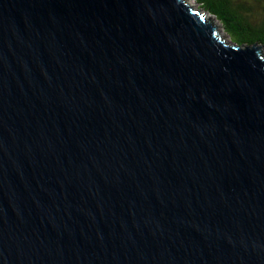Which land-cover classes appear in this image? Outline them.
<instances>
[{
    "label": "water",
    "instance_id": "obj_1",
    "mask_svg": "<svg viewBox=\"0 0 264 264\" xmlns=\"http://www.w3.org/2000/svg\"><path fill=\"white\" fill-rule=\"evenodd\" d=\"M0 264H264L262 48L190 0H0Z\"/></svg>",
    "mask_w": 264,
    "mask_h": 264
},
{
    "label": "trees",
    "instance_id": "obj_2",
    "mask_svg": "<svg viewBox=\"0 0 264 264\" xmlns=\"http://www.w3.org/2000/svg\"><path fill=\"white\" fill-rule=\"evenodd\" d=\"M221 22L231 42L259 46L264 55V0H194Z\"/></svg>",
    "mask_w": 264,
    "mask_h": 264
},
{
    "label": "rangeland",
    "instance_id": "obj_3",
    "mask_svg": "<svg viewBox=\"0 0 264 264\" xmlns=\"http://www.w3.org/2000/svg\"><path fill=\"white\" fill-rule=\"evenodd\" d=\"M190 1H192L196 6H198L196 3H195V1L194 0H190ZM199 7V6H198ZM202 11V10H201ZM203 13L217 26V27H219L223 32H224V30H223V27H222V25H221V22L220 21H218V19L217 18H215V17H213L212 15H210V14H208V13H206V12H204L203 11ZM225 33V32H224ZM227 36V35H226Z\"/></svg>",
    "mask_w": 264,
    "mask_h": 264
}]
</instances>
